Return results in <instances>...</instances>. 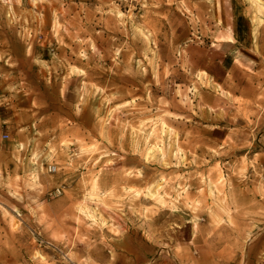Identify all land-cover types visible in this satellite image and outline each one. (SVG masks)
I'll use <instances>...</instances> for the list:
<instances>
[{
  "label": "rangeland",
  "instance_id": "rangeland-1",
  "mask_svg": "<svg viewBox=\"0 0 264 264\" xmlns=\"http://www.w3.org/2000/svg\"><path fill=\"white\" fill-rule=\"evenodd\" d=\"M237 1L261 62L223 69L230 0H0V264H264V0Z\"/></svg>",
  "mask_w": 264,
  "mask_h": 264
},
{
  "label": "crops",
  "instance_id": "crops-1",
  "mask_svg": "<svg viewBox=\"0 0 264 264\" xmlns=\"http://www.w3.org/2000/svg\"><path fill=\"white\" fill-rule=\"evenodd\" d=\"M236 8H246V6H240L237 0H230V5L228 7V9H230L229 21L226 23L228 28L232 30L231 39L222 40L218 44L223 48V54L221 58L218 59V62L223 69L224 65H228V63L229 67L237 68L238 64L247 67L249 66L250 61H253V63L256 62L254 60H257V63L261 62L254 57L255 53L253 51H251V56L245 57V54L249 51L248 48L244 47V45H247L248 43V33L246 32L245 27L247 22ZM261 55H264V51L261 52ZM255 69L256 68H252L254 72H257ZM238 71L241 70L239 69Z\"/></svg>",
  "mask_w": 264,
  "mask_h": 264
},
{
  "label": "built area",
  "instance_id": "built-area-1",
  "mask_svg": "<svg viewBox=\"0 0 264 264\" xmlns=\"http://www.w3.org/2000/svg\"><path fill=\"white\" fill-rule=\"evenodd\" d=\"M51 170H52V168H50V171H51ZM56 192H57V193H60V191H59L58 189L56 190Z\"/></svg>",
  "mask_w": 264,
  "mask_h": 264
}]
</instances>
